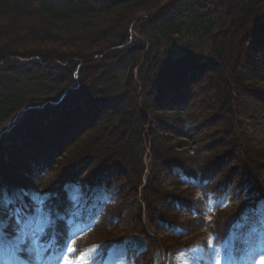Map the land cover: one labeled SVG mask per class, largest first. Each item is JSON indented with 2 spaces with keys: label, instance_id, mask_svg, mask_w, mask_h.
Returning <instances> with one entry per match:
<instances>
[{
  "label": "trees",
  "instance_id": "1",
  "mask_svg": "<svg viewBox=\"0 0 264 264\" xmlns=\"http://www.w3.org/2000/svg\"><path fill=\"white\" fill-rule=\"evenodd\" d=\"M204 82L207 121L217 136L210 144L192 136L191 125L202 126L189 114L202 103L191 109L189 102ZM166 108L183 140L156 133L163 119L157 112ZM93 112L96 125L69 139L58 160L28 157L19 177L9 173L36 124L61 128ZM258 113L264 114V0H0V176L29 193L21 219L36 207L47 211L53 200L42 204L44 193L71 215L66 183L79 182L88 193L106 184V200L89 199L78 222L63 225L55 249L70 250L72 259L96 244L121 243L122 213L139 199L133 222L147 247L132 253L133 264H162L161 252L192 247L203 250L200 264H213L231 232L236 257L252 252L245 264H255L250 230L262 210L249 211L254 201L244 191L264 198V145L239 121ZM155 226L163 236L157 240L145 231ZM53 250L39 259L22 255L41 262Z\"/></svg>",
  "mask_w": 264,
  "mask_h": 264
},
{
  "label": "rangeland",
  "instance_id": "2",
  "mask_svg": "<svg viewBox=\"0 0 264 264\" xmlns=\"http://www.w3.org/2000/svg\"><path fill=\"white\" fill-rule=\"evenodd\" d=\"M133 36L136 38H139L137 36V33H133ZM225 62L228 63L227 60ZM230 63V62H229ZM253 75V74H252ZM228 78H230V74L226 75ZM202 82V81H201ZM200 84V83H199ZM198 86V85H197ZM195 87L194 92H198L196 94V97L194 100H190L191 109L192 106L194 107V102L202 101L201 104H199L197 107L193 108L192 111L190 110L189 114L193 117H196V119H193L194 124H199L198 126L202 128L196 130V128H193L191 125V128L194 129V134L192 136H196L197 139L201 138H207L209 141L205 142L206 144H210L213 140L217 139V136L212 133L211 130H213L212 126H209L210 121H207L206 116L207 110H205V107L207 105V102L203 100V96L206 94H209L208 91L205 89L209 88L207 87V84L202 83L200 86ZM193 90V89H192ZM214 95V93L211 94ZM167 96V95H166ZM210 97V96H209ZM208 97V98H209ZM163 101V99H162ZM195 102V103H196ZM169 108V107H168ZM166 108L164 111L157 112V116L160 118L162 117V121L159 124H156L154 126L155 129H157V134H163L165 135L167 132H169V137L171 136L176 141L183 140L179 135L180 130L179 128L175 127L173 115H170L171 112L169 109ZM168 109V111H167ZM207 109V108H206ZM81 112V111H79ZM82 113V112H81ZM98 112H93L89 114V116L86 118H81V120H75V122L70 126L66 124V126L59 128V126H55V128H48V127H42L43 124L39 122V124H36V126L33 127V134L28 135L29 139H25V145L23 148L20 149V152H18L13 157L12 163H10L9 166H7V169L11 175H16L17 177L20 176V172L22 168H27L28 164V157L29 158H37V156H46L50 162L53 160H58V156L64 148L68 146V143L71 139H74L76 136L80 134V132L93 127L97 123ZM96 120V121H95ZM239 123L243 124L247 132H249L254 139L259 141V143H262L264 145V114L258 113V115H255L251 120L243 119L240 120ZM45 126V125H44ZM63 126V125H62ZM210 128V129H209ZM160 130V131H158ZM174 134H170L173 133ZM164 131V132H163ZM34 137V138H33ZM209 137V138H208ZM70 139V140H69ZM206 140V139H205ZM187 143L189 144L190 148L192 150L195 148L194 143L190 140L186 139ZM48 145L47 150L45 153L41 154L40 150H42L43 146ZM199 145H201L199 143ZM211 146V145H210ZM148 147H143V163L147 166L149 163V156H148ZM44 165V163H42ZM219 164L213 165V169L217 168ZM39 166V165H38ZM58 167V166H57ZM29 175L32 177H35V171L32 169L28 170ZM34 179V178H32ZM162 185L164 189H169L170 181L168 178H162L161 179ZM16 189V188H15ZM11 194V193H10ZM90 200L91 203L94 204L98 201L106 199V196H108L104 191L99 190L98 188H94L90 193ZM252 196V195H250ZM247 201L253 202V199H248ZM141 201L139 199L133 200L126 208L124 209V212L122 213V223L119 225L118 229L123 230V236L124 239L121 243L115 244L114 246L108 248L105 250V246L97 249V246H100L101 244H96L90 249L86 250L85 252L81 253L77 258L71 259L69 257L70 251L67 250H60L55 251L53 255L50 256V258L45 261L43 264H96L97 260L105 259L108 261V264H133V260L131 257V252L135 249H139L138 252L144 251L147 247L146 243L147 241L143 236L136 233L135 230L137 229V226L134 225V220L137 217V214L139 212V208L141 207ZM141 209V208H140ZM46 214L45 211H43L40 208L34 209L31 214L25 217L31 218L33 221V225L40 220L42 217H44ZM261 215H264V210L261 211L259 215V219L261 218ZM142 219H144L142 217ZM250 232L254 235L255 241L253 244V251L258 250V254L264 253V224L255 223L254 221ZM147 222L143 226L146 228ZM250 226V224L248 223ZM146 233L149 234L154 239L162 238V234L160 232L159 226H155L152 229H145ZM228 240V247L232 249V258L225 259V250H224V244ZM235 234L230 233L225 241L215 250L214 255V264H217V261H219V264H245V261L249 258L250 255H252V252L247 251L245 258L240 257L237 258L236 254L238 253L236 251L235 245ZM127 247V253L125 254L124 249ZM105 250V252H104ZM136 252V251H135ZM203 258V250L200 247H192L190 249H184V248H177L172 249L169 252H161V261L162 264H200L201 260ZM0 264H20L19 260H13L9 253L3 252L0 253ZM255 264H261V262L257 259Z\"/></svg>",
  "mask_w": 264,
  "mask_h": 264
},
{
  "label": "snow or ice",
  "instance_id": "3",
  "mask_svg": "<svg viewBox=\"0 0 264 264\" xmlns=\"http://www.w3.org/2000/svg\"><path fill=\"white\" fill-rule=\"evenodd\" d=\"M185 179L187 180V178ZM97 187L101 191L106 190V184L102 181L98 183ZM63 192L65 198L74 209L72 214L66 217L51 194L44 193L45 199L41 203L47 205L49 200H53V202L47 205L45 216L33 225L30 217L22 220L20 215L22 209L19 205L29 198V193L23 189H15L0 176V253H9L11 258L19 260L20 264H30V261L25 259L22 254L30 257L35 253L36 258L39 259V254L42 251H48L49 248L55 249L59 235L64 231L63 225L65 221L69 226L77 223L82 214V209L88 204L89 193L86 191L84 185L79 182L66 183L63 186ZM244 198L245 200H254V204L249 211L264 210V198L256 199L250 196L247 190L244 191ZM247 219V215L243 217V220ZM260 222L264 224V215H261ZM45 236L51 237L47 244L40 242ZM101 247L103 246H97V249ZM208 247L212 248L211 240L208 243ZM224 250L225 259L232 258L233 250L228 247L227 243L224 245ZM55 251L58 252L59 250L55 249ZM134 251L138 252L139 249H135ZM124 252L125 254L127 253V247H125ZM133 258L135 259V257ZM257 259L261 264H264V253H261ZM96 264H108V261L100 259L96 261ZM217 264H219V261H217Z\"/></svg>",
  "mask_w": 264,
  "mask_h": 264
},
{
  "label": "bare ground",
  "instance_id": "4",
  "mask_svg": "<svg viewBox=\"0 0 264 264\" xmlns=\"http://www.w3.org/2000/svg\"><path fill=\"white\" fill-rule=\"evenodd\" d=\"M225 243H228V240H227ZM224 245H225V244H224Z\"/></svg>",
  "mask_w": 264,
  "mask_h": 264
}]
</instances>
